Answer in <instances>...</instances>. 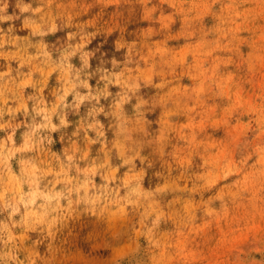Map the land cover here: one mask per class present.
Masks as SVG:
<instances>
[{"label": "rangeland", "instance_id": "1", "mask_svg": "<svg viewBox=\"0 0 264 264\" xmlns=\"http://www.w3.org/2000/svg\"><path fill=\"white\" fill-rule=\"evenodd\" d=\"M0 264H264V0H0Z\"/></svg>", "mask_w": 264, "mask_h": 264}]
</instances>
